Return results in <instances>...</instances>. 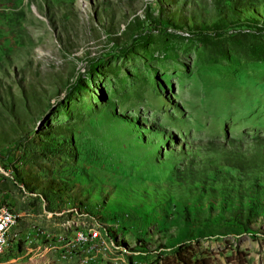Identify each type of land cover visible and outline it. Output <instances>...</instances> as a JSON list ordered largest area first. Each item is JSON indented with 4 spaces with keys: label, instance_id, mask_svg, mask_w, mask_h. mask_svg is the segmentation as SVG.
<instances>
[{
    "label": "rangeland",
    "instance_id": "374dc122",
    "mask_svg": "<svg viewBox=\"0 0 264 264\" xmlns=\"http://www.w3.org/2000/svg\"><path fill=\"white\" fill-rule=\"evenodd\" d=\"M235 1L0 0V204L35 241L0 264H80L51 247L87 228L86 264H264L263 0Z\"/></svg>",
    "mask_w": 264,
    "mask_h": 264
},
{
    "label": "built area",
    "instance_id": "2783aa9c",
    "mask_svg": "<svg viewBox=\"0 0 264 264\" xmlns=\"http://www.w3.org/2000/svg\"><path fill=\"white\" fill-rule=\"evenodd\" d=\"M19 215L6 204H0V257L10 250L21 252L22 246L35 245L31 233H22L18 229ZM51 248L57 250V258L67 260L75 258L80 264L90 262L96 250L104 246L102 236L94 229L75 231L69 239L56 242ZM51 246V243L48 244Z\"/></svg>",
    "mask_w": 264,
    "mask_h": 264
},
{
    "label": "trees",
    "instance_id": "16d2710c",
    "mask_svg": "<svg viewBox=\"0 0 264 264\" xmlns=\"http://www.w3.org/2000/svg\"><path fill=\"white\" fill-rule=\"evenodd\" d=\"M229 2H233L235 3V0H227ZM234 5V4H233ZM233 6H232V10H233ZM251 11L253 10V13L255 14L256 17L260 16V14L262 15V20L260 21V25L261 27H264V0L262 1V3L260 4V8L258 6L252 7L250 9ZM222 20L224 21V18H222ZM157 23L160 24L159 21H157ZM237 27H239L240 29L249 31L250 27L257 25L255 22L253 23H248V22H243V23H237ZM257 28V27H256ZM258 29V28H257ZM52 184V183H51ZM50 184V185H51ZM49 184L47 185L48 187L45 188V190H43L44 192H49V193H61L63 191H65V188L58 186L57 184H52L50 186ZM49 190V191H48ZM80 205V203H79ZM248 216H249V210H245V213L243 215V217H241V219L238 218V223L241 227L243 228H247L249 220H248ZM119 246V244H117ZM13 251L10 250L9 252L5 253L4 255H12ZM3 255V256H4ZM182 264H205L202 261H198V262H191V260H185V258H182V260H180Z\"/></svg>",
    "mask_w": 264,
    "mask_h": 264
}]
</instances>
